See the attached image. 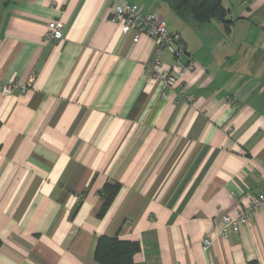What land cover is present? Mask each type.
Segmentation results:
<instances>
[{
    "label": "crops",
    "instance_id": "0c3cea01",
    "mask_svg": "<svg viewBox=\"0 0 264 264\" xmlns=\"http://www.w3.org/2000/svg\"><path fill=\"white\" fill-rule=\"evenodd\" d=\"M221 1L229 32L160 0H0V264H98L115 235L133 264H264V212L218 233L264 192V0ZM122 3L186 43L173 88L151 78L155 42L111 19Z\"/></svg>",
    "mask_w": 264,
    "mask_h": 264
},
{
    "label": "built area",
    "instance_id": "2783aa9c",
    "mask_svg": "<svg viewBox=\"0 0 264 264\" xmlns=\"http://www.w3.org/2000/svg\"><path fill=\"white\" fill-rule=\"evenodd\" d=\"M111 19L120 24L123 31H134V43L138 42L141 36H146L155 42L156 49L151 66V78L160 79L166 86L173 88L187 70L180 64L183 51L177 49L174 52V64L170 71L164 68L162 56L165 50L170 49L173 42L176 43L177 36L169 33L164 22L156 19L152 13L144 12L136 4L122 3L115 5L111 12ZM45 37L48 40H61V23L59 21L48 22ZM172 73L175 75H172ZM14 87L16 85L13 82H0V93L2 95H9ZM21 90H24L23 87H21ZM228 102H231V100L229 99ZM261 171L264 173V162L261 164ZM261 212H264V192L250 197L247 204L234 206L230 211L226 212L221 217L222 228L218 232L219 236L225 239L230 232H238L241 226L248 224L250 216ZM211 244V238H205L202 240L201 249L206 251Z\"/></svg>",
    "mask_w": 264,
    "mask_h": 264
},
{
    "label": "trees",
    "instance_id": "16d2710c",
    "mask_svg": "<svg viewBox=\"0 0 264 264\" xmlns=\"http://www.w3.org/2000/svg\"><path fill=\"white\" fill-rule=\"evenodd\" d=\"M166 3L172 11L184 22L191 26H200L212 20L219 21L223 28L229 32L232 21L228 17V10L224 8L221 0H160ZM118 185H105L106 197L98 216H102L110 206ZM140 252L137 242L122 241L116 235L98 238L95 259L98 264H133V257ZM247 264H258L249 261Z\"/></svg>",
    "mask_w": 264,
    "mask_h": 264
},
{
    "label": "water",
    "instance_id": "95a60500",
    "mask_svg": "<svg viewBox=\"0 0 264 264\" xmlns=\"http://www.w3.org/2000/svg\"><path fill=\"white\" fill-rule=\"evenodd\" d=\"M176 42L180 46L181 51L184 52L186 49V43L184 42V40L182 38H177Z\"/></svg>",
    "mask_w": 264,
    "mask_h": 264
}]
</instances>
